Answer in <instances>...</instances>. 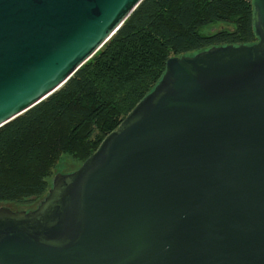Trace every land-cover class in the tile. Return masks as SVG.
Listing matches in <instances>:
<instances>
[{
  "label": "water",
  "instance_id": "water-1",
  "mask_svg": "<svg viewBox=\"0 0 264 264\" xmlns=\"http://www.w3.org/2000/svg\"><path fill=\"white\" fill-rule=\"evenodd\" d=\"M144 0H0V128L87 63ZM252 45L166 61L33 210L0 206V264H264V0Z\"/></svg>",
  "mask_w": 264,
  "mask_h": 264
},
{
  "label": "trees",
  "instance_id": "trees-1",
  "mask_svg": "<svg viewBox=\"0 0 264 264\" xmlns=\"http://www.w3.org/2000/svg\"><path fill=\"white\" fill-rule=\"evenodd\" d=\"M251 2L144 0L61 89L0 128V206L36 208L61 157L81 165L94 154L168 59L257 42Z\"/></svg>",
  "mask_w": 264,
  "mask_h": 264
},
{
  "label": "rangeland",
  "instance_id": "rangeland-1",
  "mask_svg": "<svg viewBox=\"0 0 264 264\" xmlns=\"http://www.w3.org/2000/svg\"><path fill=\"white\" fill-rule=\"evenodd\" d=\"M79 167H80V164L78 162L71 160L70 157L62 156L61 159L58 161L56 168L53 171V177L55 175H57V173H59L60 175L72 173V172L76 171ZM52 178H51V180H52ZM1 206L10 207L11 209L12 208L14 209V207L9 205V204H3ZM18 210L21 211V210H28V209H22L21 208Z\"/></svg>",
  "mask_w": 264,
  "mask_h": 264
}]
</instances>
